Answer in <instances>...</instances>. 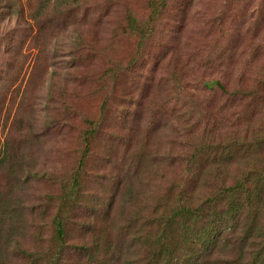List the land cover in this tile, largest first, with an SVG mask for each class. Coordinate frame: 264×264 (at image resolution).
<instances>
[{
	"label": "rangeland",
	"instance_id": "1",
	"mask_svg": "<svg viewBox=\"0 0 264 264\" xmlns=\"http://www.w3.org/2000/svg\"><path fill=\"white\" fill-rule=\"evenodd\" d=\"M56 2L0 0V141L21 118L41 143L36 176L20 166L21 152L0 175L23 209L3 264H263L264 0L169 2L139 56L136 36L119 29L127 9L144 18V0H69L61 16ZM111 44L121 69L96 96ZM244 172L262 177L250 197L213 203ZM124 182L141 194L125 214ZM214 210L216 224L188 248L183 231L201 233Z\"/></svg>",
	"mask_w": 264,
	"mask_h": 264
},
{
	"label": "trees",
	"instance_id": "2",
	"mask_svg": "<svg viewBox=\"0 0 264 264\" xmlns=\"http://www.w3.org/2000/svg\"><path fill=\"white\" fill-rule=\"evenodd\" d=\"M27 6L30 5L35 0H26ZM174 0H144V18H140L136 15L134 11L127 9L125 15V22L123 25L120 26V32L122 35L129 36L134 35L136 36V44H137V55H140V51L143 49L144 44L146 41L152 37L154 30L157 28L159 22L162 18V11L165 9L169 2ZM83 2V0H71V4H79ZM69 4V0H57L54 6V12L59 16L63 15L65 12L66 5ZM23 9V8H22ZM33 10V9H32ZM31 11V10H30ZM45 12H41L43 14ZM42 15H39L37 19H41ZM34 20V18H33ZM37 21V20H36ZM35 21V22H36ZM79 46L80 44H84L85 42L79 36L77 38ZM114 48L113 45H109V47L105 50L104 55L100 62V75L96 76V80H99L100 86H95L92 90V94L99 96L104 94L110 90L111 87L114 86L116 82V78L119 75V70L121 69L118 61L112 54H109L110 51L112 52ZM94 79V80H95ZM217 85H221L219 82H216ZM211 84H207L208 87H212ZM106 101L103 102V104ZM90 125V123L88 124ZM91 127V126H90ZM90 127L85 128L80 133L81 144L85 146V151L82 153L84 154L86 150H88L89 143L91 141V131ZM29 129V131L26 130ZM41 143L39 142V138L35 137L31 134V125L29 122H25L21 118H13L10 121L9 126L7 127L6 133L3 139L0 141V175L7 174L11 170H14L16 167V154L21 152L24 154V161L23 166L27 172L28 176H36L32 170L36 167L38 161V149L40 148ZM205 149V148H204ZM262 177H252L251 174L245 172L243 175L235 182L233 186H229L227 188L230 191V197H226L222 194V192H226L227 190H223L219 192V197L221 200L219 201V197L214 199L213 203L220 204L221 201L229 202L228 205L233 206L236 202V199L241 195L248 199L250 197V189L251 185L255 184L259 181ZM69 181V180H68ZM129 183L127 184L124 182L123 188L119 191V198L118 201H121V204L124 203L125 209H122L121 213H126L129 207L135 205L136 201L140 198L141 194L138 189H135V186ZM78 188V178H73L72 182V189L69 191V182L63 186V190L65 194L62 197L60 207L58 209L59 215L56 216L55 219V241L59 242L63 240L65 234V214L67 213L66 209L69 207L70 203H72L74 199V193ZM6 188L5 186H0V241L1 244V254H0V262L3 264L5 256L8 254V250L12 247L13 243H17L16 238L22 235V222L23 219V209H22V201L20 197L16 194V192L10 190V194L5 196ZM227 191V192H228ZM225 202V203H226ZM116 208V202L114 205V209ZM222 209V207H220ZM190 209L186 206H181L178 213L181 215L188 214ZM219 216V213L214 210V219L212 223H207L201 228V233H199V229L196 231H192V229L187 228L183 231L182 239L185 245L189 248V242L198 239L206 230L213 227L216 224V217ZM241 250V249H240ZM242 251V250H241ZM49 256L51 258L58 257V251H53ZM241 256H243L241 254ZM260 256H263L264 259V250L260 253ZM47 264H52L48 262ZM252 264H256L252 263ZM264 264V263H263Z\"/></svg>",
	"mask_w": 264,
	"mask_h": 264
}]
</instances>
